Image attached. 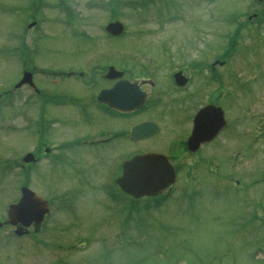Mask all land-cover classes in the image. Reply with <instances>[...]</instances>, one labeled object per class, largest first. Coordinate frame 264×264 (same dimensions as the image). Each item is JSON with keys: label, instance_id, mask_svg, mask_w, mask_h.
<instances>
[{"label": "rangeland", "instance_id": "1", "mask_svg": "<svg viewBox=\"0 0 264 264\" xmlns=\"http://www.w3.org/2000/svg\"><path fill=\"white\" fill-rule=\"evenodd\" d=\"M35 1L36 0H0V89L8 88L9 85H11L17 79L19 75L18 71L21 65L25 63L27 64V61L33 62L39 66H43V68L57 69L62 68V66L69 65L82 66L86 63L85 59H103L108 55L109 59L112 60L130 59V57H125L124 55L127 53L132 54L134 52L129 50L125 52V50L129 48V46L126 44L142 45L148 41L145 48L148 50L147 52H150L155 48L153 42L158 44V40L165 36L167 41H169V46L167 47L169 50L168 54L170 56L179 55L184 53V49L180 47L179 49L181 51H179L176 47H174L177 44V41L175 39L171 40V30L177 28L176 30L179 31L182 36H187V32L192 31L195 25H201L205 22L201 16L202 12L198 13L201 11V8L199 7H202V5H194L199 3L200 0H159L160 9L158 13V20L163 21L171 14H175L174 16L180 19L178 21L167 20L164 24H156L155 22H152L151 16H136L138 15L136 14L138 10L135 12L128 6H122L121 2L128 0H114V2L119 6L116 9V11L119 13V19L124 24L126 23L129 26V29L134 31L126 32L127 34L121 38L111 39L104 35L103 31L101 30L109 18L116 16L113 14L116 6L111 3V0H43V2L41 0L37 17L40 19V23L42 20V27L39 26L36 28L39 24L38 20V24L36 25L35 29L31 31L30 35L26 39V42H24L23 48L24 50L26 49V52H24V59H19L17 58L15 51L17 50L16 45L18 44L17 34L23 32L24 26L26 25L25 23L31 20V3ZM239 1L243 3L241 10L243 13L253 11L252 8L254 6L250 5V0H218L217 2L215 1V3L213 2L214 5L205 1L204 7L211 11V13L216 11L218 17H225L226 19L230 17L234 19L240 11ZM60 2L66 3L76 13V18L71 22H69L68 19V24L66 26L56 22L58 19L66 18V15H63L64 13L62 9H60ZM157 5L158 4L156 3L151 6V8ZM187 5H194V7L193 9L192 7L187 9ZM208 5L210 7H208ZM211 8H213L214 11H212ZM153 11H155V9H153L152 12ZM226 26L227 31L233 28L231 24H226ZM158 29H163L165 36L162 35V32ZM220 30L211 31L210 29L209 38L211 43H216V45H218ZM143 34L145 35L142 36ZM257 42H259L261 45H264L262 42V37L253 39L248 28L242 29L239 42L242 47L250 46L252 43ZM37 45L39 47L38 49ZM260 52L262 51L259 50L258 55H260ZM159 53L160 52L158 50L157 54ZM150 54L154 55L153 53ZM252 54L253 52H250L245 58L249 60V63H252V61L255 60V56ZM26 55L28 56V60ZM135 55L137 54L135 53ZM236 63H238V60L233 62L232 65H235ZM36 77H39V81H42L46 84H40V86L45 87L47 92H51L50 88L53 90L55 89V91L59 90L57 91L58 93H60L62 90V92H67L74 98L75 103H65L64 108L66 110L76 111L78 113L82 111L80 108V103L83 102L80 101L81 88L76 83L66 82L65 85H60V83L50 80L49 78H43L40 76ZM262 81H264L262 70L257 69L255 70L253 77L250 78L244 76L240 82L243 96V88L254 89L255 85L259 82L257 84L258 106L254 109V113L260 116V120H257L255 123V116H247L246 120L242 119L241 126L247 129L243 132V139L239 140L237 146L232 149L234 150L233 153H237L239 150L238 146L246 142V135L250 133V130L254 125L262 126L261 128L263 130L261 131V138L257 140L252 153L249 154L243 151L241 154L242 160L238 163H235L233 168H227V170L230 172L234 171V173H236L240 170L243 172L256 171V173H261L264 171V82ZM55 84H57V86H55ZM227 88L231 89V86L228 85ZM28 93L29 92L23 89L20 91V95L18 96V103L14 102L13 105L8 108L4 107L3 105L0 107V110H3V118H6L5 123L10 126L18 125L20 128H22V114L31 118L33 117L34 120L38 116H44L47 124L50 127L49 131L54 133L56 131V127L62 126V107L60 105H54L53 101H50L47 104L44 112L41 109H37L35 107H31L32 110H30L28 109ZM8 97L9 94L1 95L2 101L7 100ZM21 98L22 102H20ZM28 124V122L24 123V125ZM30 124L33 123L30 122ZM60 129L62 128H57V130ZM11 131L15 132L10 127H0V158L2 157V161H4L3 157L6 156L9 157V159L14 158L17 154L25 149L24 145L27 142L26 136L29 140L28 144L34 143L36 138L39 136L34 133L33 129L30 127L22 132L25 136H19V132L9 134ZM59 136H62V133L53 135V137H56L57 139L60 138ZM258 137L259 135H257L254 139H257ZM228 145L232 146L233 141L228 139ZM237 155L238 154L234 156L236 157ZM2 161H0V163L3 164ZM48 167L42 166V169H40L36 166L34 171H32V173L29 175V177H31L27 182V186L35 190L39 195L52 201L53 197L45 191V188L48 184L50 173H55L57 171L58 165L52 166L54 168ZM7 173L10 175L9 172ZM6 178L7 174L2 172V168H0V179L3 180V182H0V186H2L0 187V210L5 205L6 198L14 194V189L17 187V184L20 183V181H23L21 176H17L15 174L13 176H8L7 179ZM16 180H18V183H16ZM243 180L244 179H240L241 182ZM214 181L220 183V194L217 196L214 195V192L210 194L205 193L201 199L202 202L193 206L188 213L183 215L182 224L185 227H180L178 229V234L176 233L174 235L170 241L171 243L179 241L181 244V240L184 239L181 235L185 234V238L191 237L192 241L197 240L198 245L195 243L194 244L196 247L199 246L200 250L204 252L211 251L214 249V247H218L220 245L229 246L231 241L235 247V242L233 241L235 233L233 231L236 229L237 225L234 222H231L228 217L231 213H235V209L241 208V203L236 199L238 194L228 191L227 187L221 180H214L212 178L208 179V182ZM228 182L231 184V186H234L232 185V180ZM261 193H264V183L256 184L253 187L240 192V194H244L242 196V202L244 210L247 214L250 213L251 208L254 205L260 202L257 197H259ZM253 197L255 198L254 200ZM171 200L172 198L162 208H170L173 204L179 205L177 207L178 209L181 208L179 197H177L175 201ZM175 209L176 208L174 207L173 210ZM259 211L261 212V208ZM155 213V211H150L148 219L155 217ZM217 215H220V220L215 219ZM161 216L162 214L158 215L157 217ZM164 219H167V217H164ZM186 227H188V234H186ZM217 227L222 230V234L226 239L220 238L218 235H216L215 229ZM72 230L75 233L79 231L77 228H73ZM161 230L162 228L160 227H156L154 229L142 227L140 230H138L135 224H131V227L129 228L130 236L133 234L134 237H138L139 235L144 234L146 238L137 240L136 244L133 246H131L133 241L126 242L125 244H118L113 251V255L110 254L112 255L110 260H112L114 264H142L140 261L141 259L146 264L153 263V259L156 258L152 254L155 247H168V253L166 256L170 257V244L167 243L164 237L158 238L157 240ZM244 230L245 228L243 229V232L239 234L240 238L243 240L246 239L248 241L250 239H254L256 241L259 240L258 234H254L253 230H247L246 233ZM230 236L231 240L228 239ZM250 242L251 245L250 243H246L244 241L242 242V250L239 249L241 254H237L236 257L241 262V264H248L244 257L249 258V261L252 263L264 264V262H261L264 259L263 247L261 249H256L255 246L254 249H256V253L253 251L255 253V255H253L254 259H250L253 253L251 251V246L253 249V243L252 241ZM119 248H125V251ZM94 250L95 249H89L90 252H93ZM250 251L252 252L251 255ZM224 252L227 253L228 250H224ZM162 253L163 251L160 252L159 257L163 255ZM232 253H235L234 250ZM197 257L201 258L200 255H196L195 258ZM204 264H209V262L204 261ZM216 264L220 263L216 262Z\"/></svg>", "mask_w": 264, "mask_h": 264}, {"label": "flooded vegetation", "instance_id": "2", "mask_svg": "<svg viewBox=\"0 0 264 264\" xmlns=\"http://www.w3.org/2000/svg\"><path fill=\"white\" fill-rule=\"evenodd\" d=\"M143 62L124 61L123 64H129V66H124L122 69L124 77L138 83L146 92V98L149 99V106L142 112L138 111L137 114L157 116L159 129L154 135L159 137L163 145L184 148L186 138L192 129V118L199 108L213 103L222 106L225 110L227 105L225 69L217 68L216 65L212 67L208 59H189L180 64L171 63V69L158 75L156 66L142 67ZM155 62L158 66V61H145V63ZM222 65L223 63L219 67ZM174 71H180L186 76V82L183 85L175 84L170 75ZM107 81V86L114 82ZM106 115L109 121L114 122L110 115ZM97 116L102 117L99 113ZM106 134L105 141L108 144L112 143L114 138L112 124L107 127ZM222 137H225V131H222L213 141L199 144L194 153H190L192 160L196 157L198 160L220 157L219 147L222 144ZM212 147L218 149L212 151Z\"/></svg>", "mask_w": 264, "mask_h": 264}, {"label": "water", "instance_id": "3", "mask_svg": "<svg viewBox=\"0 0 264 264\" xmlns=\"http://www.w3.org/2000/svg\"><path fill=\"white\" fill-rule=\"evenodd\" d=\"M28 195V194H27Z\"/></svg>", "mask_w": 264, "mask_h": 264}]
</instances>
